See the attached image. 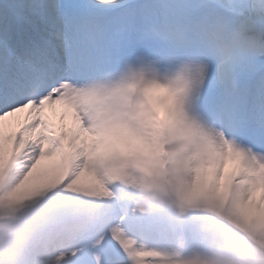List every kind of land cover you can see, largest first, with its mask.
I'll return each instance as SVG.
<instances>
[{
    "label": "snow or ice",
    "instance_id": "6c2138e0",
    "mask_svg": "<svg viewBox=\"0 0 264 264\" xmlns=\"http://www.w3.org/2000/svg\"><path fill=\"white\" fill-rule=\"evenodd\" d=\"M0 264H264V0H0Z\"/></svg>",
    "mask_w": 264,
    "mask_h": 264
}]
</instances>
